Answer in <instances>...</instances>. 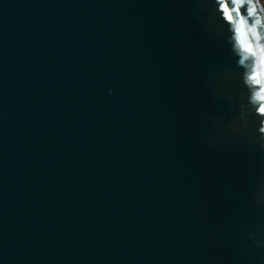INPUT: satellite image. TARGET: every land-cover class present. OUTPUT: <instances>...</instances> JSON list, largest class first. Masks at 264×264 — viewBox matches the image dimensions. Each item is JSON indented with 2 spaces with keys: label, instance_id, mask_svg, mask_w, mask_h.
<instances>
[{
  "label": "water",
  "instance_id": "water-1",
  "mask_svg": "<svg viewBox=\"0 0 264 264\" xmlns=\"http://www.w3.org/2000/svg\"><path fill=\"white\" fill-rule=\"evenodd\" d=\"M262 109L256 0H0V264H264Z\"/></svg>",
  "mask_w": 264,
  "mask_h": 264
},
{
  "label": "bare ground",
  "instance_id": "bare-ground-1",
  "mask_svg": "<svg viewBox=\"0 0 264 264\" xmlns=\"http://www.w3.org/2000/svg\"><path fill=\"white\" fill-rule=\"evenodd\" d=\"M256 1L258 2L259 6H260V8H261V10H262V12L264 14V6H263L262 1L261 0H256Z\"/></svg>",
  "mask_w": 264,
  "mask_h": 264
},
{
  "label": "rangeland",
  "instance_id": "rangeland-1",
  "mask_svg": "<svg viewBox=\"0 0 264 264\" xmlns=\"http://www.w3.org/2000/svg\"><path fill=\"white\" fill-rule=\"evenodd\" d=\"M262 1V3H263V6H264V0H261Z\"/></svg>",
  "mask_w": 264,
  "mask_h": 264
},
{
  "label": "snow or ice",
  "instance_id": "snow-or-ice-1",
  "mask_svg": "<svg viewBox=\"0 0 264 264\" xmlns=\"http://www.w3.org/2000/svg\"><path fill=\"white\" fill-rule=\"evenodd\" d=\"M229 18H231V17H229ZM262 111H264V109H262Z\"/></svg>",
  "mask_w": 264,
  "mask_h": 264
}]
</instances>
